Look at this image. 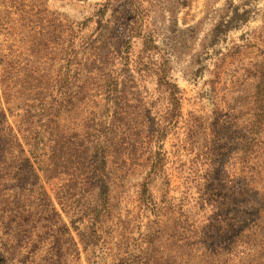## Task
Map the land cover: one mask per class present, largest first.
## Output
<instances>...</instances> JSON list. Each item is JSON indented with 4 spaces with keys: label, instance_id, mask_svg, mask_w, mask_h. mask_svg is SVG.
Returning a JSON list of instances; mask_svg holds the SVG:
<instances>
[{
    "label": "rangeland",
    "instance_id": "obj_1",
    "mask_svg": "<svg viewBox=\"0 0 264 264\" xmlns=\"http://www.w3.org/2000/svg\"><path fill=\"white\" fill-rule=\"evenodd\" d=\"M263 89L264 0H0V264H264Z\"/></svg>",
    "mask_w": 264,
    "mask_h": 264
},
{
    "label": "trees",
    "instance_id": "obj_2",
    "mask_svg": "<svg viewBox=\"0 0 264 264\" xmlns=\"http://www.w3.org/2000/svg\"><path fill=\"white\" fill-rule=\"evenodd\" d=\"M259 93H257L258 95ZM260 97L259 100L261 101L262 104V108L264 109V89H263V93L258 96ZM97 167L99 168L100 171V186L97 187L98 189V193L97 196L99 198V201H101L102 204H100V208H101V212H99L98 214V220L96 221L97 225L100 224L102 225L103 223V219L106 217L108 218L109 216V201H110V196H111V189H110V185H109V178L108 181H106V177L108 176V174L106 173V169H107V159L105 154L103 153L102 158L100 160V163L97 165ZM99 183V180H98ZM111 183V182H110ZM97 231L102 232L101 228H97ZM96 231V233H97ZM155 239L156 238H148L145 242L146 247L144 248V255H151L152 251L155 247Z\"/></svg>",
    "mask_w": 264,
    "mask_h": 264
}]
</instances>
